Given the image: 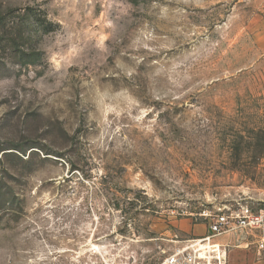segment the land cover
Masks as SVG:
<instances>
[{
    "label": "rangeland",
    "instance_id": "obj_1",
    "mask_svg": "<svg viewBox=\"0 0 264 264\" xmlns=\"http://www.w3.org/2000/svg\"><path fill=\"white\" fill-rule=\"evenodd\" d=\"M239 204L264 0H0V264H159Z\"/></svg>",
    "mask_w": 264,
    "mask_h": 264
},
{
    "label": "built area",
    "instance_id": "obj_2",
    "mask_svg": "<svg viewBox=\"0 0 264 264\" xmlns=\"http://www.w3.org/2000/svg\"><path fill=\"white\" fill-rule=\"evenodd\" d=\"M209 218L208 230L202 236L188 239L159 264H224L230 244L218 238L233 235L235 245L248 247V235L257 236V258L264 264V209L253 210L247 204L224 206L214 214L205 211Z\"/></svg>",
    "mask_w": 264,
    "mask_h": 264
},
{
    "label": "crops",
    "instance_id": "obj_3",
    "mask_svg": "<svg viewBox=\"0 0 264 264\" xmlns=\"http://www.w3.org/2000/svg\"><path fill=\"white\" fill-rule=\"evenodd\" d=\"M201 224H192L190 230L195 234H205V227L200 226ZM189 229V228H188ZM232 237L223 236L218 238V241L222 244H228L232 242ZM257 239L253 237L252 240L248 239V247L234 246L227 249L226 260L224 264H259L257 260L256 244ZM253 244V245H252ZM254 246V248H253Z\"/></svg>",
    "mask_w": 264,
    "mask_h": 264
}]
</instances>
